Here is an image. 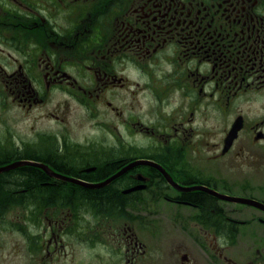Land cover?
<instances>
[{"label":"flooded vegetation","instance_id":"af4514ba","mask_svg":"<svg viewBox=\"0 0 264 264\" xmlns=\"http://www.w3.org/2000/svg\"><path fill=\"white\" fill-rule=\"evenodd\" d=\"M69 111L93 124L69 123ZM8 164L0 173L46 176L16 194L55 199L115 185L125 200L92 211L140 209L143 222L173 223L189 237L177 244L182 264L198 255L245 264L230 243L264 239V209L231 208L219 194L250 190L264 204V0H0V167ZM234 164L240 186L223 175ZM250 170L256 184L243 181ZM113 234L84 243L105 246L113 264L146 253L127 226Z\"/></svg>","mask_w":264,"mask_h":264},{"label":"rangeland","instance_id":"374dc122","mask_svg":"<svg viewBox=\"0 0 264 264\" xmlns=\"http://www.w3.org/2000/svg\"><path fill=\"white\" fill-rule=\"evenodd\" d=\"M58 97L61 98V94H58ZM68 122L85 127L93 124L88 117L71 111L68 112ZM223 170L224 164L214 163V172ZM238 174L241 172L236 170V164L234 167H228L223 173L229 181L235 184L239 182L237 185L240 186L242 180L238 179ZM243 181L256 184L255 172H247ZM229 193L241 197L256 196L245 189H234ZM31 197L33 198L28 203L31 206L18 204L6 213L0 211V264H113L114 260L103 250L105 246L91 249L92 247L88 248L84 241L113 239V231H116L118 226H127L128 235L147 243L146 253L142 254L143 248H140V252L130 254L128 264H182L177 244L179 240L189 241V237L173 223H160L155 217L148 219L154 221L143 222L141 216L145 215V211L140 209L96 212L91 209L92 203H68L66 199L56 196L51 199L40 194ZM261 197L264 198L262 195ZM34 201L37 202L36 206ZM227 203L231 208H239L237 205L244 203L264 209V205L239 200H229ZM249 205L250 209H244L243 213L252 211ZM255 210L259 211L257 208ZM256 224L260 225L257 221ZM42 239H46V242L47 239H53L50 242L52 253L45 250ZM103 242L112 245L109 240ZM230 245L228 252L238 263L246 264L249 258L256 257L253 259L256 264H264V254H257L259 251L264 252V239H248L243 236L241 239H233ZM249 252L251 254L247 256ZM116 262H119L118 258ZM196 264L213 263L209 258L198 255Z\"/></svg>","mask_w":264,"mask_h":264},{"label":"trees","instance_id":"16d2710c","mask_svg":"<svg viewBox=\"0 0 264 264\" xmlns=\"http://www.w3.org/2000/svg\"><path fill=\"white\" fill-rule=\"evenodd\" d=\"M45 177L44 173L35 168H21L19 171L0 173V211L6 213L10 208L18 204L27 206L33 197L16 194L13 191L20 188H30L33 184L35 185L36 179H44ZM90 178L88 177V179ZM115 191L116 186L114 185L93 192L95 195L83 194L81 191L76 193L67 191L63 194H55L52 197L66 199L68 203L80 201L88 204L118 205L125 200V196L118 195ZM28 206H31V204Z\"/></svg>","mask_w":264,"mask_h":264},{"label":"water","instance_id":"95a60500","mask_svg":"<svg viewBox=\"0 0 264 264\" xmlns=\"http://www.w3.org/2000/svg\"><path fill=\"white\" fill-rule=\"evenodd\" d=\"M137 163H148V161H139ZM89 185H92V184H89ZM221 197L229 199V200H239V201H243V202H247V203L263 206V204L255 201V200H252V199H247V198H242V197H233V196H227V195H221Z\"/></svg>","mask_w":264,"mask_h":264}]
</instances>
